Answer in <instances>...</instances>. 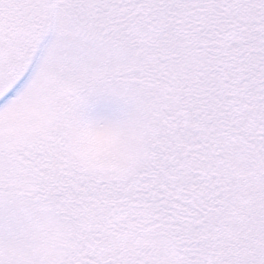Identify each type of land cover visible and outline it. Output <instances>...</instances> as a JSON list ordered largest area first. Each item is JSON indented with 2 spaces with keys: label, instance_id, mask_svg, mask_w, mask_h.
Returning <instances> with one entry per match:
<instances>
[{
  "label": "snow or ice",
  "instance_id": "obj_1",
  "mask_svg": "<svg viewBox=\"0 0 264 264\" xmlns=\"http://www.w3.org/2000/svg\"><path fill=\"white\" fill-rule=\"evenodd\" d=\"M0 264H264V0H0Z\"/></svg>",
  "mask_w": 264,
  "mask_h": 264
}]
</instances>
